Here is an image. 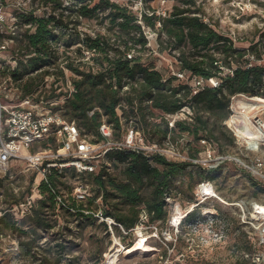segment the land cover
<instances>
[{
	"label": "built area",
	"instance_id": "2783aa9c",
	"mask_svg": "<svg viewBox=\"0 0 264 264\" xmlns=\"http://www.w3.org/2000/svg\"><path fill=\"white\" fill-rule=\"evenodd\" d=\"M109 1L123 7L134 18V23L140 28L139 33L134 35L143 38V44L130 40L124 44L110 41L109 45L118 48L126 60L154 57V69L157 70L162 65V55L169 56L168 63L174 59L173 55L177 56L167 47L160 21L153 28L143 22L144 17L168 18L173 6L178 5L174 0ZM192 1L193 6L200 9L192 16L228 37L237 46L234 32L224 29L225 18L231 15L239 25V22H243L245 5L236 2L234 6L232 0ZM258 1L264 3V0H257L252 4L254 8ZM98 2L0 0V180L3 184L0 203L6 201L7 193L12 196L11 199L8 197L5 210L0 206V216L8 213L15 223L29 217L36 201L43 198L39 190L41 182L47 184L54 195L55 205L65 207L62 196L48 185L47 176L51 170L59 174L63 169H72L76 181L73 182L71 195L76 201L85 202L90 196V188L87 183L81 182L79 176L96 173L106 152L111 149L160 156L172 162L189 161L207 170L221 171L223 166L231 164L252 179L261 196L228 203L218 195L214 183L216 179L204 180L195 187L197 202L190 205L186 213L198 208L205 200H210V204L203 207V212L187 225V229L197 235V239L206 242L211 251L216 246L225 249L229 219L219 213L211 202L229 205L235 209L233 218L237 231L245 238L239 264H264V77L256 95L236 94L229 98L228 116L222 124L234 138L233 146L237 150L234 155L228 151L220 154L214 143L200 140L203 151L199 157L190 159L168 137L162 144L148 141L140 129L138 107L149 109L151 101L138 103L135 97L127 101L129 96L133 97L131 88L141 83L138 80L123 79L120 85L114 78L107 81L121 98L114 108V119L123 129L120 137H114L113 123H107L104 115L100 116L97 134L85 133L77 120L68 116L66 103L78 92L76 82L81 80L80 72L96 73L100 70L99 65L107 64L104 54L92 47L91 42L84 41V38L93 40L97 36L108 35V22L102 20L107 11H97L92 18H85L80 13L83 5L92 8ZM229 4L235 8L234 13L225 8ZM258 18L260 22H255L254 29L258 32L253 39L254 50L248 51L246 46L242 47L245 49L242 57L244 68L253 65L264 67V34L260 36L264 32V14ZM39 29L46 31L50 37L47 41L32 42ZM161 48L166 49L160 52ZM105 54L107 57L113 56V51ZM30 61L39 63V66L23 73L19 65ZM226 72L231 74L232 70ZM172 74L179 81L188 79L179 70ZM190 82L192 94L204 85L200 78H192ZM209 83L216 85L212 79H209ZM95 109L88 111L87 115L91 116ZM97 111L100 112L99 109ZM188 115L187 107L167 115L169 127L175 120H184ZM157 116L159 112L154 117L147 115L146 119L157 124L160 122ZM175 116L178 117L174 119ZM26 175L33 178L25 182L26 187L14 184L17 178ZM108 220L113 224L112 220ZM181 220L174 225L175 229ZM146 221L147 216L143 212L139 217L140 225Z\"/></svg>",
	"mask_w": 264,
	"mask_h": 264
},
{
	"label": "trees",
	"instance_id": "16d2710c",
	"mask_svg": "<svg viewBox=\"0 0 264 264\" xmlns=\"http://www.w3.org/2000/svg\"><path fill=\"white\" fill-rule=\"evenodd\" d=\"M174 1L178 5L173 6L168 18L143 19L144 24L152 28L160 21L161 31L168 42L167 47L177 54L157 70L154 69V57L147 56L129 61L118 48L109 45L111 40L120 44L126 43L127 40L143 44L142 36L134 35L139 33V26L123 7L109 0H99L92 8L85 5L81 7L80 13L85 18L94 17L97 11H107L102 20L108 22V35L97 36L93 40L84 38L85 42H91L92 47L104 54L107 64L99 65L100 70L96 73L80 72L81 80L76 82L78 92L66 103L67 114L77 120L85 133L92 134H97L100 116L104 115L107 117V123H113L114 137H120L123 129L114 119V108L121 98L107 81L114 78L120 85L123 79L138 80L141 83L131 88L133 97L129 96L127 101L130 102L134 97L138 103L151 101L149 109L138 107L140 129L148 141L162 144L168 137L187 158L195 159L204 149L200 140H205L214 143L222 154L234 145L233 136L222 124L228 116L229 98L236 94L256 95L264 77V67L253 65L244 68L242 57L245 49L234 45L228 37L192 16L200 12V9L193 6L192 0ZM262 34L264 32L260 35ZM49 37L46 31L39 29L31 41L43 42ZM254 47L251 41L245 48L253 51ZM165 49L161 48L160 52ZM110 50L113 51V56L107 57L105 53ZM38 66L39 63L30 61L28 64L19 65V68L23 73H27ZM230 69L231 74L226 72ZM176 70L182 71L188 78L187 81L177 80L172 74ZM192 78L204 81V85L195 94H192ZM209 79L215 81L216 85H211ZM183 107L189 109L188 117L175 120L169 127L166 116L179 112ZM94 108L100 112L95 109L93 114L88 116L87 112ZM156 112H159L157 117L160 122H148L146 116L154 117ZM119 166L122 167L119 175L113 174ZM217 172L218 169L207 170L189 161L172 162L160 156H145L131 151L111 149L106 152L104 161L96 173L79 176L81 182L89 185L90 196L85 202H78L71 194L66 197L63 195L64 189L72 190V180L76 177L74 171L66 168L57 174L51 170L47 176L48 185L62 196L65 207L55 205L54 195L49 191L47 184L41 182L39 190L43 198L36 201L28 218L27 233L31 239L20 241L19 246L21 249L27 247L30 251L31 245L41 238L40 232L52 230L56 223L49 217L55 215L54 211L59 212L64 222L61 229L66 232L70 231L71 225L73 230L78 232L86 226L98 223L103 227L105 235L109 234L110 229L116 231L118 237L123 239L141 224L139 217L143 212L147 216L143 225L147 228H157L168 221L169 201L175 202L177 195L186 192L189 195L187 204H195V187L204 180L212 179ZM180 185H185V190H181ZM2 186L0 180V188ZM6 197L12 198L9 193ZM199 209L200 206L188 213L184 211L179 226L182 228L192 222L200 215ZM5 215L4 213L0 216V227L3 230L13 225H9ZM100 218L103 220L100 221ZM107 219L112 220L113 224L107 225ZM54 242L51 238L42 248L43 253L33 252L32 257L40 259V264H75L74 258H69L67 253H64L65 249H69L73 244V240L62 237L61 242Z\"/></svg>",
	"mask_w": 264,
	"mask_h": 264
},
{
	"label": "rangeland",
	"instance_id": "374dc122",
	"mask_svg": "<svg viewBox=\"0 0 264 264\" xmlns=\"http://www.w3.org/2000/svg\"><path fill=\"white\" fill-rule=\"evenodd\" d=\"M230 1L226 0V2ZM232 1L234 6L236 2L245 5L243 7V22H239L238 24L241 25L239 26L236 20L232 19L231 15H228L225 18L226 25H224V29L234 32L237 46L242 48L253 41L255 37V22H260L258 17L260 14H264V3L258 1L254 8L252 4L257 0ZM225 8L228 11H233V13L235 12V8L231 7L230 4L226 5ZM253 16L258 17L253 20L251 19ZM89 27L94 28L95 26L89 25ZM168 59L169 56L166 54L162 55V64L166 65ZM178 116L181 117V115ZM177 117L175 116L174 119ZM227 151L230 155H234L237 152L234 146L229 147ZM121 168L119 166V169H113V174L119 175ZM213 178L216 179L214 183L218 195L223 201L225 200L228 203L238 199L261 196L252 179L246 174L239 172L234 165L223 166L221 171L217 172ZM30 179L33 178L26 175L22 178H17L14 184L26 187L25 182ZM74 181L76 179L72 180V182ZM180 186L181 190H185V185ZM70 194L71 190H63L65 197ZM188 197V193L185 192L183 195H177L175 202L169 201V218L165 224L158 225L157 228L154 226L147 228L144 225H139L123 239L120 236L118 237L116 231L110 229L109 234L105 235L103 227L98 223L86 226L78 232L73 230V225H71L69 232L62 231L61 228L64 226L63 219L59 212L54 211L55 215L48 217L55 221L56 225L49 232H40L41 238L31 245L30 251L27 250V247L21 249L19 246L20 241L31 239V236L27 233L29 217L23 219L25 220L24 223L21 221L15 223L11 220L9 214L5 213V218L10 223L9 225H13L6 230L0 227V264H40V259L33 258L31 254L33 252L42 254V248L45 247L51 238L55 242H61L62 237L73 240V244L70 245L69 249H65L64 253H67V257L74 258L75 264H239V254L244 247L245 238L237 231L234 219L235 209L229 207V205L224 206L221 203L211 202L219 210V213L228 217L230 223L225 240L227 244L225 249L216 246L211 251L207 247L206 242L197 239V235L188 231L187 225L182 228L178 226L175 229V218L183 216L184 211L189 209V204H187ZM5 199L8 198L6 197ZM7 204L6 200L0 205L2 210L8 207ZM208 204H210V200L202 202L199 209L200 214L203 212V207ZM105 221L107 225L112 224L108 219ZM142 240L144 241L140 246V250L127 253L131 247ZM114 254L115 257H113ZM109 261L114 262L111 263Z\"/></svg>",
	"mask_w": 264,
	"mask_h": 264
},
{
	"label": "bare ground",
	"instance_id": "6f19581e",
	"mask_svg": "<svg viewBox=\"0 0 264 264\" xmlns=\"http://www.w3.org/2000/svg\"><path fill=\"white\" fill-rule=\"evenodd\" d=\"M181 218H182V216H177L176 218H175V222L176 223H178L180 220H181ZM143 241L144 240H142L141 242H138V243H136L133 247H131L128 251H127V253H129V252H132V251H135V250H137L138 251V249L140 250V246H141V244L143 243ZM136 252V251H135ZM113 257H115V254L113 255ZM115 261V260H114ZM114 261H109V262H111V263H113ZM110 264V263H109Z\"/></svg>",
	"mask_w": 264,
	"mask_h": 264
}]
</instances>
